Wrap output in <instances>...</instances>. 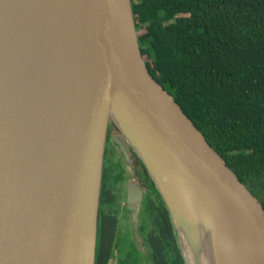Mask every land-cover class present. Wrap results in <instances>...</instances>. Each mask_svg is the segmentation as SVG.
Masks as SVG:
<instances>
[{
    "label": "water",
    "instance_id": "1",
    "mask_svg": "<svg viewBox=\"0 0 264 264\" xmlns=\"http://www.w3.org/2000/svg\"><path fill=\"white\" fill-rule=\"evenodd\" d=\"M137 38L131 0H0V264L95 263L110 125L185 264L203 263V227L212 264H264L262 205L151 77Z\"/></svg>",
    "mask_w": 264,
    "mask_h": 264
},
{
    "label": "trees",
    "instance_id": "2",
    "mask_svg": "<svg viewBox=\"0 0 264 264\" xmlns=\"http://www.w3.org/2000/svg\"><path fill=\"white\" fill-rule=\"evenodd\" d=\"M131 9L149 74L264 210V0H131ZM173 238L170 264H185L174 229Z\"/></svg>",
    "mask_w": 264,
    "mask_h": 264
},
{
    "label": "flooded vegetation",
    "instance_id": "3",
    "mask_svg": "<svg viewBox=\"0 0 264 264\" xmlns=\"http://www.w3.org/2000/svg\"><path fill=\"white\" fill-rule=\"evenodd\" d=\"M110 158L112 162H108ZM170 223L167 208L141 160L110 125L99 190L98 263L170 264L176 253ZM155 248L158 261L153 260Z\"/></svg>",
    "mask_w": 264,
    "mask_h": 264
},
{
    "label": "bare ground",
    "instance_id": "4",
    "mask_svg": "<svg viewBox=\"0 0 264 264\" xmlns=\"http://www.w3.org/2000/svg\"><path fill=\"white\" fill-rule=\"evenodd\" d=\"M203 227V226H202ZM200 243V254L202 264H212V251L213 245L211 240V234L208 229L203 227V231L200 233L199 237Z\"/></svg>",
    "mask_w": 264,
    "mask_h": 264
},
{
    "label": "rangeland",
    "instance_id": "5",
    "mask_svg": "<svg viewBox=\"0 0 264 264\" xmlns=\"http://www.w3.org/2000/svg\"><path fill=\"white\" fill-rule=\"evenodd\" d=\"M108 162H112V158H110V159L108 160Z\"/></svg>",
    "mask_w": 264,
    "mask_h": 264
}]
</instances>
